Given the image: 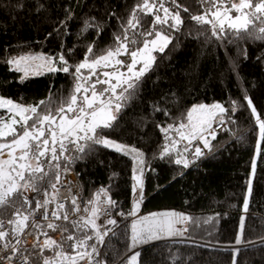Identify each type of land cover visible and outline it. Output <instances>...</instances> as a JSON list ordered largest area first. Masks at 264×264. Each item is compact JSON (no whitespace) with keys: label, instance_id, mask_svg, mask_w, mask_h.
Listing matches in <instances>:
<instances>
[{"label":"snow or ice","instance_id":"1","mask_svg":"<svg viewBox=\"0 0 264 264\" xmlns=\"http://www.w3.org/2000/svg\"><path fill=\"white\" fill-rule=\"evenodd\" d=\"M197 3L201 12L193 14L189 6L178 3V0H138L127 19L113 33V43L106 49L94 51L95 40L92 41L83 59L75 64L66 58L64 50L55 56L25 55L6 61L14 66L15 71L23 72V78L46 68L48 72L62 71L72 75L74 84L68 96L61 98L55 107L50 100L25 105L0 96V109L7 112V115H0V264H30L33 254L41 257L42 264H108L107 253H102L101 248L106 246V238L117 236L118 221L112 217V212L118 208V202L112 199L109 187L101 186L82 207L78 192L72 194L71 182L65 185L62 180L70 171L69 164L73 160L83 159L98 147L131 156L136 164L132 177L135 181L132 192L136 199L126 214L136 218L130 225L127 251L118 256L119 264H137L140 252L132 250L138 245L165 236H183L188 231L183 225L193 218L175 210L137 216L144 195V154L134 146L105 135L104 130L115 132L119 128L121 113L138 94L147 74L159 66L158 54L163 59L166 50L172 51L179 46V38L173 33L180 32L185 24L181 11L188 14V20L200 26L202 30L198 35L205 36L206 44L212 43L213 39L218 46L225 48L235 44L245 59L248 58L247 49L240 47L241 41L264 42V0H197ZM15 7L22 9L25 4L17 0ZM42 10L47 11L45 5L37 3L36 11ZM107 15L114 17L116 13L109 9ZM72 19V10L65 8L64 18L53 24L48 36L66 34L61 30L67 29L68 21ZM205 25L207 29H204ZM88 29L95 30L97 36L104 30L93 17L84 20L81 33ZM174 39L177 43L169 49ZM72 51L67 50L68 53ZM256 59L264 62V54ZM231 63V70L235 71L236 62ZM172 95L175 97V93ZM245 100L259 128L258 157L261 141H264V119L252 100L247 96ZM230 103L231 109L221 103L193 105L179 123L167 126L158 123L156 127L165 141L160 158L167 157L170 162L187 169L190 163L205 155L204 149L211 153L209 137L215 139L218 131L214 125L223 126L226 116L230 122V114L237 109L236 101ZM152 109L168 115L158 104H153ZM194 142H201L203 148ZM188 152H191L192 160L184 155ZM256 167L254 158L242 205L245 215L240 218L235 243L230 249L232 264H236V256L241 251L255 247L257 243L264 247V239L258 242L243 239ZM62 186L69 188L70 201L67 203L70 208L59 199ZM28 192L35 195L30 198ZM116 215L124 216L125 213L117 211ZM214 219L209 217L204 223H213ZM49 230L66 234L64 241L69 242L70 251H65L63 241L53 239ZM26 236L34 238L32 251L21 247ZM46 250L53 254L45 256ZM128 252L132 254L129 256ZM187 260L190 261L191 257Z\"/></svg>","mask_w":264,"mask_h":264},{"label":"trees","instance_id":"2","mask_svg":"<svg viewBox=\"0 0 264 264\" xmlns=\"http://www.w3.org/2000/svg\"><path fill=\"white\" fill-rule=\"evenodd\" d=\"M21 2L25 7L18 9L15 7L17 0H0V95L25 105L50 100L55 107L72 90V75L45 71L23 78L24 74L15 71L6 61L34 53L55 56L64 50L70 63H78L92 41L95 40L94 51L106 49L113 43V33L127 19L138 0ZM37 3L44 4L47 11L37 12ZM178 3L189 6L193 14L201 12L197 0H178ZM65 8L73 12L67 29L61 30L66 34L48 36L53 24L64 18ZM109 9L116 16L109 17ZM181 15L185 24L180 32L173 33L179 38V46L172 51L166 50L163 59L158 54L159 66L147 74L138 94L121 113L119 128L115 132L104 130V133L144 154V195L140 209L143 214L176 210L189 214L195 221H190L188 232L182 238L142 245L137 250L140 252L137 264H232L230 249L235 243L240 218L245 215L242 205L254 158L257 167L243 239L257 242L264 239V141H261V152L257 157L259 128L245 100V96L250 98L264 119V62L256 59L264 54V42L241 41L240 47L247 49L248 58L245 59L235 44L225 48L218 46L214 39L206 44L205 36L198 35L202 30L200 26L188 20L187 13L181 11ZM88 17L103 25L104 30L99 36L93 29L81 33ZM207 27L205 25L204 29ZM207 35L211 36V33L207 32ZM176 43L174 39L169 49ZM68 49L73 51L68 53ZM232 61L237 65L235 71L231 70ZM230 101L237 102V109L230 114V122L225 117L227 126L217 131L215 139H210L211 153L187 169L170 162L167 157L160 158L165 141L156 127L158 123L163 126L179 123L197 104L221 103L231 109ZM153 104L165 109L168 115L153 111ZM0 115H7L6 110L0 109ZM134 167L136 164L131 156L99 147L69 164L86 202L101 186L109 187V194L118 202V208L113 212L126 214L134 202ZM27 195L31 198L35 194L28 192ZM209 217H215L213 223H204ZM130 225V220L118 223L116 238L107 239L106 246L101 248L102 253H107L108 264H119L118 256L126 253V246L130 244ZM53 233L61 235L57 241H63L65 251H70L69 242L64 241L66 234ZM32 245L29 251H32ZM52 254L51 251L44 252L45 256ZM188 257H191L190 261ZM31 258L34 264H42L38 254ZM236 264H264V247L257 243L255 247L241 251L236 256Z\"/></svg>","mask_w":264,"mask_h":264},{"label":"built area","instance_id":"3","mask_svg":"<svg viewBox=\"0 0 264 264\" xmlns=\"http://www.w3.org/2000/svg\"><path fill=\"white\" fill-rule=\"evenodd\" d=\"M62 180H63L65 185H67L68 181L71 182L72 194H76L78 192V200L81 203L82 207L85 206L87 202L83 198V196L81 195L79 183H78V180L76 178V175H75L74 171L70 169V171L64 177H62ZM59 199L66 202V208H70V203H67V202L70 201V192H69V188L67 186L60 187V189H59ZM112 217L117 219L118 223L127 222L129 220L132 221V217H129L128 215H126V213H125L124 216H117L116 213L112 212ZM51 233L52 232L49 230V234L50 235H51ZM59 236H60L59 234H55L52 237L59 238ZM23 239H24L25 242L21 245L22 249L29 250V248L31 247V245L33 243L32 237L31 236H26ZM106 240H107V238H106ZM30 264H34V262H33L31 257H30Z\"/></svg>","mask_w":264,"mask_h":264},{"label":"rangeland","instance_id":"4","mask_svg":"<svg viewBox=\"0 0 264 264\" xmlns=\"http://www.w3.org/2000/svg\"><path fill=\"white\" fill-rule=\"evenodd\" d=\"M31 55H37V53H34V54H31ZM23 56H25V55H23ZM17 57H19V56H17ZM11 59V58H10ZM123 59H127V57H123ZM37 63H39V62H37ZM12 66V68H14V66L13 65H11ZM57 66H59V65H57ZM122 71L124 70V69H121ZM45 71H47V69L46 68H43V69H38V70H36V71H34V72H32V73H30L29 75H33V74H40V73H43V72H45ZM23 73V72H22ZM0 96H2V95H0ZM4 98H8V97H5V96H3ZM8 99H11V98H8ZM13 100V99H12ZM15 102H17V101H15ZM17 103H19V102H17ZM212 105V104H211ZM218 130L219 129H221V128H224L225 126H227V121H226V119H225V123H224V125L223 126H220L219 124H216V125H214ZM173 135H175L174 133H173ZM211 139V137H209V140ZM196 143H200V146L203 148V144L201 143V142H194V144H196ZM181 148H183V144H181ZM204 152H205V154H208L209 152H208V150L207 149H204ZM184 155L189 159V160H192V155H191V152H188V153H184ZM190 164H192V163H190ZM136 199V194H134V200ZM141 205V204H140ZM141 207V206H140ZM161 211H166V210H160V211H155V212H161ZM176 211V210H175ZM177 212H181V213H184V214H186V215H188V216H190L189 214H187V213H185V212H182V211H177ZM147 215H149V214H147ZM147 215H144L142 212H139V215H138V217H140V216H147ZM189 226H190V222H188L186 225H183V227H187L188 229H189ZM177 227H182L181 225H178ZM51 231V230H50ZM52 232V231H51ZM188 232V231H187ZM186 232V233H187ZM186 233L183 235V236H172V237H168V236H165L164 238L165 239H178V238H182V237H184L185 235H186ZM55 234H57V233H51V237L53 236V235H55ZM60 235V234H59ZM53 239H55V240H58V239H60L61 238V235L59 236V238H55V237H52ZM143 245V244H142ZM140 245H138L136 248H138ZM133 251V250H132ZM133 252H135V251H133ZM132 253L130 252V254H129V256L131 255Z\"/></svg>","mask_w":264,"mask_h":264},{"label":"crops","instance_id":"5","mask_svg":"<svg viewBox=\"0 0 264 264\" xmlns=\"http://www.w3.org/2000/svg\"><path fill=\"white\" fill-rule=\"evenodd\" d=\"M140 204H142V202L140 203ZM141 206V205H140ZM141 207L139 208V210H138V214H137V216L139 215V212H141ZM144 215H147V214H144ZM136 217H132V220L133 219H135ZM132 222V221H131ZM161 239H165L164 237H162V238H160V239H157V240H153V241H158V240H161ZM153 241H150V242H153ZM150 242H148V243H150ZM144 245V244H143ZM142 246V244L138 247V248H135V249H133V251H137L140 247Z\"/></svg>","mask_w":264,"mask_h":264}]
</instances>
